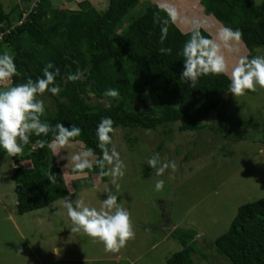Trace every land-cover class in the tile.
Listing matches in <instances>:
<instances>
[{"label":"trees","instance_id":"trees-1","mask_svg":"<svg viewBox=\"0 0 264 264\" xmlns=\"http://www.w3.org/2000/svg\"><path fill=\"white\" fill-rule=\"evenodd\" d=\"M106 1L105 10L99 13L86 0L77 3L76 10L56 9L51 7L50 0H35V6L16 26L13 25L21 13L13 17L15 7L5 11L0 2V31H7L0 46L8 47L19 73L11 79L10 86L42 78L44 67L51 62L54 69H59V75L50 87L57 86L60 92L54 96L46 91L38 97L53 102L52 111L45 107L41 119L52 127L57 123L79 127L81 135L70 142H78L82 151L93 149L97 157L101 152L96 129L105 117L113 120L114 130L119 127L155 130L173 123H179L178 130L182 132L205 129L209 113L229 91L228 77L202 76L195 87L183 83L181 52L191 31L183 34L169 20L166 39L161 43V25L157 21L169 17L166 8L149 4L122 33L116 34L117 24L137 0ZM200 5L203 13L220 26L243 33L242 44L249 58L254 57L256 49L264 47V0H200ZM200 31L210 39L201 28ZM160 48H170L171 54H161ZM77 69L83 73L82 79L67 81V74ZM107 89H117L119 96L112 98L107 106L90 102L91 97L109 98L103 95ZM144 93L150 94L156 103L155 114L151 116L147 115L146 104L141 99ZM226 121L229 126H251L239 117ZM52 139V133L39 137L32 134L15 158L0 149V160L8 157L16 163L10 178L15 190V211L19 215L68 196L61 183L60 169L50 163L48 144ZM40 141L47 142L45 147H40ZM147 170L145 167L143 177L148 176ZM88 171L105 181L95 165ZM49 173L56 177L55 183L48 181ZM170 235L180 243L181 249L168 257L165 264H196L192 254L204 258L195 248L194 231L173 230ZM212 245L225 264H264V196L240 205L227 230Z\"/></svg>","mask_w":264,"mask_h":264},{"label":"rangeland","instance_id":"rangeland-1","mask_svg":"<svg viewBox=\"0 0 264 264\" xmlns=\"http://www.w3.org/2000/svg\"><path fill=\"white\" fill-rule=\"evenodd\" d=\"M34 1L0 0L5 11L16 8L14 16L19 11L26 12ZM104 1L106 8L107 1ZM63 2H56V9H77L73 2ZM161 2L169 6L175 0L138 1L117 24L116 34L122 33L149 4L157 6ZM167 6L162 8L169 9ZM184 17L177 23V29L186 34L197 20L190 13ZM210 18L218 25L217 30L208 34L214 40L221 26ZM238 49V52L222 49L229 66L243 54L241 44ZM4 51L9 49L1 45L0 54ZM254 56H264V47L256 49ZM41 99L52 111V100ZM111 99L91 97L90 102L107 106ZM141 99L146 104L147 115L155 114L156 103L152 96L144 93ZM236 117L247 120L251 126H229L226 119ZM205 124V129L196 132L179 131V123L150 131L116 128L112 133L113 145L126 166L124 176L117 180L118 190L111 183V177L101 182L91 171L86 170V175L72 171L71 156L82 152L78 142L67 144L60 154L56 148H50V163L60 169L62 186L71 200L83 199L87 205L99 208L101 201L107 198L106 190H110L118 196V203L130 212L135 238L118 252H105L102 244L71 233V222L63 207L65 198L41 210L17 214L10 160L2 158L0 264H165L168 257L181 249L180 243L170 235L173 230L196 233L195 248L204 258L193 254L194 263L225 264V260L216 255L213 240L227 230L240 205L264 196V91L246 92L239 97H233L228 91L209 113ZM240 136L244 138L233 141ZM156 153L164 162L175 161L177 171L166 170L163 176H155L147 160ZM145 167H148L147 177H143ZM158 179L164 180L161 191L155 190ZM57 249L59 255L53 253Z\"/></svg>","mask_w":264,"mask_h":264},{"label":"clouds","instance_id":"clouds-1","mask_svg":"<svg viewBox=\"0 0 264 264\" xmlns=\"http://www.w3.org/2000/svg\"><path fill=\"white\" fill-rule=\"evenodd\" d=\"M35 3V1H34ZM32 4L26 12L28 14L35 6ZM169 19L158 20L161 25L160 42L163 43L168 33L169 20L175 21L174 9H166ZM14 17V15L12 14ZM26 17V16H25ZM21 20V17L20 19ZM18 20V21H19ZM17 23V21H16ZM15 25V23H14ZM16 26V25H15ZM243 33L237 29L221 26L215 39H208L201 35L200 26L194 24L190 38L185 42L181 55L183 57V71L180 80L195 87L202 76L228 75L229 92L233 97L245 95L246 92L264 91V56L240 55L231 66L226 62L222 49L229 52H238V46L242 44ZM170 48H160L161 54H171ZM49 62L43 69V76L35 81L28 79L26 82L7 86V82L14 76H18L14 56L9 51L0 54V149L9 156L22 153L23 145L29 143L32 134L36 136H48L52 133L53 139L49 147L60 149L70 141L81 135V129L76 126L65 127L57 123L54 127L42 121L45 114V105L41 97L46 91L57 95L60 88L55 84L59 69ZM83 73L77 69L75 73H69L66 80L76 82L81 80ZM94 95V93H90ZM104 96L117 98V89H107ZM113 120L109 117L102 118L96 129L97 147L101 156L97 157L91 148L71 156L72 171L86 175V170L93 166L99 168L101 177H111V183L119 185L117 180L125 174V164L120 158L119 152L113 145L112 135L114 132ZM150 131V130H148ZM46 141H40V147H45ZM12 158V157H10ZM13 162H10L12 164ZM147 164L155 170V176H163L166 170L172 173L177 171L175 161L164 162L160 154L152 155ZM11 168V165H10ZM47 179L55 183L56 177L49 173ZM164 188V180L155 182V190ZM107 198L101 201L100 207H91L83 199L71 200L65 197L63 207L71 222L72 234H80L88 237L93 243L102 244L105 252H118L126 243L135 238L130 212L118 203V196L106 190ZM57 249L55 254L59 255Z\"/></svg>","mask_w":264,"mask_h":264},{"label":"crops","instance_id":"crops-1","mask_svg":"<svg viewBox=\"0 0 264 264\" xmlns=\"http://www.w3.org/2000/svg\"><path fill=\"white\" fill-rule=\"evenodd\" d=\"M68 2V3H74V6L75 8L78 9V6H77V3L83 1V0H50V4H51V7L52 8H57L55 5L56 2H58V4H63L64 2ZM90 3V5L92 7H94L99 13H101L102 11L105 10V1L104 0H86ZM140 1V0H137V2ZM61 2V3H59ZM136 2V3H137ZM158 2V0H157ZM156 3V2H155ZM167 3L166 2H161L157 5L158 8H162L164 6H167L166 5ZM135 5V4H134ZM200 1L199 0H175L174 3H171L169 4V6H167L169 9H174L175 12H176V19L175 21H173V24L176 25L177 27V23H180L183 21V18L185 19V14L186 13H190L192 14V16H194V18H196L197 21H195V23L191 24V26H193L194 24H198L200 26V28H202L203 31H205L207 34H211V30L215 31L218 29V25L217 23H215L210 17L211 16H206V15H203V8H201L200 6ZM58 6V5H57ZM199 6V7H198ZM61 7V5H59V8ZM14 8V7H13ZM16 9V8H15ZM102 9V10H100ZM104 9V10H103ZM199 9V10H198ZM20 10V9H19ZM68 10H74V9H68ZM16 10H14L15 12ZM13 12V13H14ZM215 20V19H214ZM186 22V20H185ZM209 34V35H210ZM243 46V44H241ZM246 54V50L243 46V54L242 55H245ZM69 144H72V142ZM51 148V147H50ZM63 147L60 148V149H57V151L59 152V154L61 153ZM106 181V179H105ZM102 182V181H101ZM68 197V196H67ZM64 199V198H63ZM60 200V199H59ZM57 201V200H56ZM55 201V202H56ZM53 203V202H52ZM51 203V204H52ZM15 205V203H14ZM50 205V204H49ZM48 205V206H49ZM47 207V206H46ZM44 207V208H46ZM43 209V208H42ZM41 210V209H39ZM35 211V210H34ZM30 212H33V211H30ZM30 212H27V213H30ZM27 213H24V214H27ZM23 215V214H21ZM7 219H9L11 222L13 221V218L11 216H7ZM56 250L53 251V253H55ZM193 255V254H192Z\"/></svg>","mask_w":264,"mask_h":264},{"label":"built area","instance_id":"built-area-1","mask_svg":"<svg viewBox=\"0 0 264 264\" xmlns=\"http://www.w3.org/2000/svg\"><path fill=\"white\" fill-rule=\"evenodd\" d=\"M26 14H22L21 16V20L17 21V23H15V25H19L24 19H25ZM13 25V26H15ZM7 33V31H0V42L2 41L3 36ZM11 83V80L7 82V86H9ZM12 158H15V156H10ZM16 167V163H12L11 164V168H15Z\"/></svg>","mask_w":264,"mask_h":264}]
</instances>
